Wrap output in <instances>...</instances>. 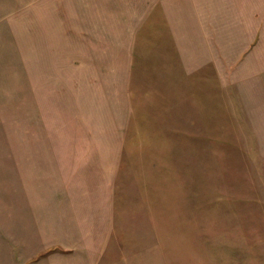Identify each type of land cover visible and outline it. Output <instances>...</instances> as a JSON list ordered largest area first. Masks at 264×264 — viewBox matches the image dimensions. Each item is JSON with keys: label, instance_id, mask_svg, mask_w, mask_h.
<instances>
[{"label": "rangeland", "instance_id": "obj_1", "mask_svg": "<svg viewBox=\"0 0 264 264\" xmlns=\"http://www.w3.org/2000/svg\"><path fill=\"white\" fill-rule=\"evenodd\" d=\"M50 238L264 264V0H0V264Z\"/></svg>", "mask_w": 264, "mask_h": 264}, {"label": "crops", "instance_id": "obj_2", "mask_svg": "<svg viewBox=\"0 0 264 264\" xmlns=\"http://www.w3.org/2000/svg\"><path fill=\"white\" fill-rule=\"evenodd\" d=\"M39 231L42 229V225L38 226ZM38 244V245H37ZM37 247L33 250H28L23 252L22 258L25 260L21 261V264H87L83 262L81 259L87 255V251L85 250H73L70 252H63V251H53L48 253L45 256H42L40 259H36L41 253L46 252L49 250L48 248L52 246L60 247L61 241H54L52 238L50 239H42L37 241Z\"/></svg>", "mask_w": 264, "mask_h": 264}]
</instances>
